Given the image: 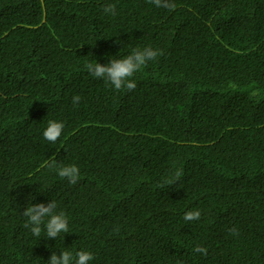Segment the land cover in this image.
Returning <instances> with one entry per match:
<instances>
[{
	"label": "trees",
	"instance_id": "obj_1",
	"mask_svg": "<svg viewBox=\"0 0 264 264\" xmlns=\"http://www.w3.org/2000/svg\"><path fill=\"white\" fill-rule=\"evenodd\" d=\"M170 3L0 0V264H264V0ZM144 47L132 91L85 68ZM50 200L69 233L36 238L22 213Z\"/></svg>",
	"mask_w": 264,
	"mask_h": 264
},
{
	"label": "clouds",
	"instance_id": "obj_2",
	"mask_svg": "<svg viewBox=\"0 0 264 264\" xmlns=\"http://www.w3.org/2000/svg\"><path fill=\"white\" fill-rule=\"evenodd\" d=\"M157 7L174 8L175 5L170 3V0H150ZM105 14L115 15L116 8L114 4H107L103 8ZM162 52L151 47L143 49L136 48L126 56H113L106 64L87 63L85 68L89 74L97 79L103 80L107 85L113 87L116 91H132L136 88V82L133 79L135 74L154 61ZM80 97L74 96L73 102L78 103ZM64 130V124L61 121L49 120L44 128L43 138L50 144H55L61 137ZM49 168L55 169L57 175L61 179H66L70 185H75L80 179V170L76 165L56 166L54 163L47 165ZM183 176V169L177 168L169 177H166L162 182L158 183L157 187H165L175 184ZM57 204L50 200L46 205L43 203L30 204L23 211L22 215L26 217L24 223L25 228H29L32 235L36 238L41 236L45 238L56 239L60 234L69 233L68 220L63 211H56ZM200 211H187L184 214V220L191 222L199 220ZM230 233H236V229H230ZM42 232L44 235H42ZM194 251L207 255L206 248L197 245ZM94 256L90 251L64 250L57 255L52 252L47 264H90Z\"/></svg>",
	"mask_w": 264,
	"mask_h": 264
}]
</instances>
